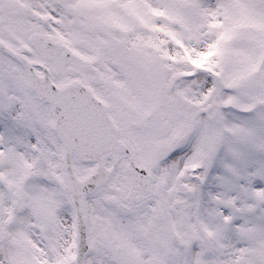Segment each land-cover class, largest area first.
I'll return each instance as SVG.
<instances>
[{"label":"snow or ice","instance_id":"1","mask_svg":"<svg viewBox=\"0 0 264 264\" xmlns=\"http://www.w3.org/2000/svg\"><path fill=\"white\" fill-rule=\"evenodd\" d=\"M0 264H264V0H0Z\"/></svg>","mask_w":264,"mask_h":264}]
</instances>
